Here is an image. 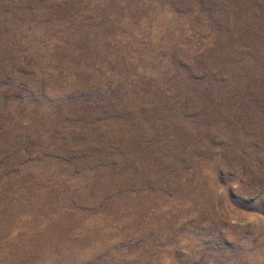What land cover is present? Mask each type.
I'll list each match as a JSON object with an SVG mask.
<instances>
[{"label":"rangeland","instance_id":"374dc122","mask_svg":"<svg viewBox=\"0 0 264 264\" xmlns=\"http://www.w3.org/2000/svg\"><path fill=\"white\" fill-rule=\"evenodd\" d=\"M0 264H264V0H0Z\"/></svg>","mask_w":264,"mask_h":264}]
</instances>
